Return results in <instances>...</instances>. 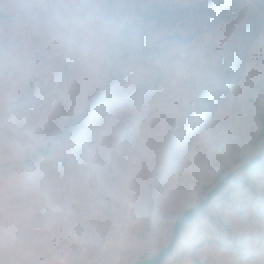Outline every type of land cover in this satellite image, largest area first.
<instances>
[{
    "label": "rangeland",
    "instance_id": "374dc122",
    "mask_svg": "<svg viewBox=\"0 0 264 264\" xmlns=\"http://www.w3.org/2000/svg\"><path fill=\"white\" fill-rule=\"evenodd\" d=\"M112 21L88 47L60 16ZM0 264H264V0H0ZM178 35L179 37H173ZM236 180H242L234 185Z\"/></svg>",
    "mask_w": 264,
    "mask_h": 264
},
{
    "label": "clouds",
    "instance_id": "9594fccd",
    "mask_svg": "<svg viewBox=\"0 0 264 264\" xmlns=\"http://www.w3.org/2000/svg\"><path fill=\"white\" fill-rule=\"evenodd\" d=\"M60 23L65 30V40L71 45L88 47L97 32L113 33L112 21L106 19L94 9H75L60 16Z\"/></svg>",
    "mask_w": 264,
    "mask_h": 264
},
{
    "label": "trees",
    "instance_id": "16d2710c",
    "mask_svg": "<svg viewBox=\"0 0 264 264\" xmlns=\"http://www.w3.org/2000/svg\"><path fill=\"white\" fill-rule=\"evenodd\" d=\"M4 14L0 12V18L3 17ZM173 37H179L178 35H173ZM264 156V141L262 145V149L254 160H250L248 163H246L241 169L252 167L254 166L258 161H260ZM264 165V164H263ZM234 176L233 173H230L223 177L214 188L210 190V192L206 195L204 199H202L200 202L196 203L189 209H187L182 216H180L173 227V232L171 236V240L169 244L164 247L159 253H157L155 256L144 259L141 261H138L134 264H162L163 260L173 251L177 238L180 234V232L193 220L195 219L201 211L210 203V201L225 187V185L232 179ZM242 180H236L234 182V185L241 182Z\"/></svg>",
    "mask_w": 264,
    "mask_h": 264
}]
</instances>
